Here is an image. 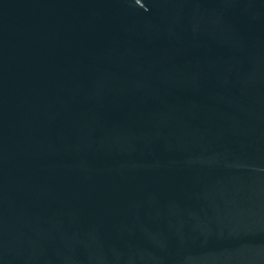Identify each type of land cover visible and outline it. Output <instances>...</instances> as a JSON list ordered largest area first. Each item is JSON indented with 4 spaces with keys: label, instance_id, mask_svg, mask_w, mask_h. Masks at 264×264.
<instances>
[{
    "label": "water",
    "instance_id": "water-1",
    "mask_svg": "<svg viewBox=\"0 0 264 264\" xmlns=\"http://www.w3.org/2000/svg\"><path fill=\"white\" fill-rule=\"evenodd\" d=\"M0 264H264V0H0Z\"/></svg>",
    "mask_w": 264,
    "mask_h": 264
}]
</instances>
